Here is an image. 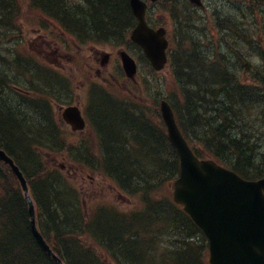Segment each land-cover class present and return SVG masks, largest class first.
I'll return each mask as SVG.
<instances>
[{
  "label": "trees",
  "instance_id": "16d2710c",
  "mask_svg": "<svg viewBox=\"0 0 264 264\" xmlns=\"http://www.w3.org/2000/svg\"><path fill=\"white\" fill-rule=\"evenodd\" d=\"M23 1L0 0V32L4 37L16 42L20 38L15 33L21 5L26 3L31 11L57 23L77 42L131 48L140 65L150 70L145 77L149 87H160L161 78L128 38L135 22L128 0ZM177 1L156 2L173 16V3ZM210 13L217 19L215 37L209 29L204 41L195 37V28L189 22H179L176 35L171 36L169 63L174 84L168 99L196 154L212 157L244 177H261L264 0H213ZM227 41L230 50L225 49ZM22 57L17 55L6 68L10 74L21 72L19 75L29 78L31 91L39 94L40 101L14 93L20 101L7 96L3 91L8 78L0 75V104L6 107L5 118H0V148L27 178L37 226L53 252L65 264H206L201 230L171 199L169 184L178 173V158L158 123L155 97L150 117L144 106L140 109L130 102L114 101L100 88L92 89L86 112L101 139V165L126 191L141 195L143 208L119 210L110 203L86 208L79 201L76 186L48 163L49 157L73 148L70 133L57 120L49 101L58 98L54 89L48 88L49 83L65 85L55 71L41 70L39 63L31 64L29 56ZM243 72L252 80H244ZM35 80L37 83H33ZM205 83L213 84L214 89H206ZM64 94H68V87ZM22 104L25 111L20 110ZM90 161L100 164L97 159ZM147 226L160 230L163 236L151 237L144 231ZM169 244L178 246L171 250ZM0 264H56L33 237L18 181L2 163Z\"/></svg>",
  "mask_w": 264,
  "mask_h": 264
},
{
  "label": "water",
  "instance_id": "95a60500",
  "mask_svg": "<svg viewBox=\"0 0 264 264\" xmlns=\"http://www.w3.org/2000/svg\"><path fill=\"white\" fill-rule=\"evenodd\" d=\"M129 4L137 20L130 37L141 46L152 66L160 69L166 60L165 32L146 25L144 2L129 0ZM120 57L127 75L133 76L134 61L123 51ZM161 111L180 160V175L173 184L174 200L184 205L207 235L210 264H264V179L244 181L212 160H199L182 138L165 102L161 103ZM62 115L73 129L82 127L76 107L66 108ZM0 160L9 165L21 184L34 237L57 264H63L36 228L34 208L21 172L2 150Z\"/></svg>",
  "mask_w": 264,
  "mask_h": 264
},
{
  "label": "rangeland",
  "instance_id": "374dc122",
  "mask_svg": "<svg viewBox=\"0 0 264 264\" xmlns=\"http://www.w3.org/2000/svg\"><path fill=\"white\" fill-rule=\"evenodd\" d=\"M22 1V0H20ZM173 4H176L175 8L179 11L178 19H180V23H183L189 19H191L194 14H192L194 8H190L186 0H178L177 2H174ZM155 10L153 11V14L164 21V25L171 26L173 21H170L168 18V8L162 7L159 5H154ZM161 8V9H160ZM164 8V9H163ZM160 9V10H159ZM159 11V12H158ZM20 22L18 27V35L20 38L17 39V42L10 41L7 42L5 45L6 49L9 51H13L14 53H17L16 51H24L20 53L22 56L29 58L33 61L31 64L35 65L37 62H39L40 66L43 67V65H47L49 68L54 70H59L63 74L66 73V76L68 78L72 79V87L75 90V93L77 95L76 99L80 104L84 103L86 94V80L91 81H97L101 82L102 79L100 77L95 76L94 69H90V63H87V66L83 64L82 62H78L77 58L75 56V49H70V46L67 47L65 44L66 42H70V37H68L66 34H63L61 30H58V26L53 24H46L42 25L40 24L43 21V16L36 15L35 12L30 10V7H28V4L22 3L21 5V11H20ZM196 14V13H195ZM199 15V14H196ZM208 13L206 12L205 15H201L203 19V24L205 26L208 25L207 17ZM160 16V17H159ZM43 18V19H42ZM191 21V20H190ZM194 23L198 24L197 21L194 20ZM58 27V28H57ZM212 37V36H211ZM24 38V39H23ZM71 46H73L71 44ZM88 49H92L97 51L99 53L103 52H111L112 56L113 53L116 52L117 49H120V47H115L111 44H96V45H89L87 47ZM81 53L83 56L87 57V54H85L86 48L81 49ZM54 51H56L54 53ZM18 54V53H17ZM90 55V54H89ZM89 60H92V57H89ZM41 70H43L41 68ZM110 71H114V64L111 63L109 66ZM139 74L137 77V85L138 83L144 87V79L146 76L149 75V70L145 67L144 69H138ZM68 71V72H67ZM114 73L117 74V71H114ZM159 77L164 80L165 82L168 81L169 76V70L168 67L163 69L159 73ZM0 75L5 78H10L14 76L13 74H10L9 69L0 70ZM82 85V82H84ZM115 81V80H114ZM114 81L109 80L107 83L108 88L113 91V93H118V96H128L129 94H132L128 88L126 82H124L122 79H120L119 83H115ZM30 82L29 78L27 79L25 76L20 77L15 75V78L11 79V87H18L21 89H29L30 88ZM33 83H37L35 80ZM132 89L135 90L136 95H140L139 91L134 87V83L129 85ZM167 85L163 87V91L167 90ZM74 94V92H72ZM23 109L25 111L24 104L21 105L20 110ZM56 111L59 113L61 109H56ZM67 132H71L70 128L67 126H63ZM67 127V128H66ZM73 137V138H72ZM78 139H85V146L89 147L92 152H95V147L92 146L94 142V138L91 133L88 131H85L83 133H79L76 138H74L73 134L70 133L69 139L71 141H76ZM77 144V143H76ZM43 153V152H42ZM91 154V153H90ZM60 157L57 159L55 165H58V168L62 170V173L67 172L70 175L69 181L73 184L76 179L78 181H75L77 191L79 193V201L81 202V195L79 191V187L83 189V196L85 198V205L87 208H89L91 205L96 203H112L113 205H117V208L119 210H126L130 209L131 207H136L137 205V199L136 197L132 198L128 195H125L120 190H118V187L107 177L104 172H107L104 168L101 169L100 167H88L84 166V164H87L86 162L80 160H75L72 153H66V154H59ZM62 164V166L60 165ZM15 165V164H14ZM66 176V175H65ZM74 177V178H73ZM72 178V179H71ZM80 180H83V184ZM90 182H89V181ZM91 191V192H90ZM90 192L89 194H87ZM86 196H89V200L87 201ZM164 238V237H163ZM164 240V239H163ZM178 244H169L167 246L168 249L176 248ZM106 264H112L110 261H107Z\"/></svg>",
  "mask_w": 264,
  "mask_h": 264
},
{
  "label": "bare ground",
  "instance_id": "6f19581e",
  "mask_svg": "<svg viewBox=\"0 0 264 264\" xmlns=\"http://www.w3.org/2000/svg\"><path fill=\"white\" fill-rule=\"evenodd\" d=\"M197 13H199V11H197ZM169 17H172V15L170 13H168ZM200 17H196V21L200 22V25L198 27V31H197V35L204 41L207 37V27L203 24V20ZM207 21L209 22V28H211L213 30V32L215 31L216 27H217V19L216 17L210 13L207 17ZM6 29V27H5ZM17 35V30L16 33ZM225 49L230 50L231 45L229 44V42L227 41V43H225ZM16 61V56L14 55L13 51H9L8 49H0V70H4L6 69V67L11 64L12 62ZM157 82H158V78H156ZM205 88L206 89H214V85L211 83H205ZM6 107L2 104H0V118L4 119V111H5ZM16 137H18L16 135ZM2 140H5L4 137H2ZM0 150L3 151V149L0 148ZM22 192V191H21ZM22 194H24V192H22ZM30 194V192H29ZM30 209H27L28 213H29ZM34 214L36 216V209L34 207ZM144 231L146 233H150V236L153 238H161L163 236V233L160 232V230L154 228V227H146L144 229Z\"/></svg>",
  "mask_w": 264,
  "mask_h": 264
},
{
  "label": "flooded vegetation",
  "instance_id": "af4514ba",
  "mask_svg": "<svg viewBox=\"0 0 264 264\" xmlns=\"http://www.w3.org/2000/svg\"><path fill=\"white\" fill-rule=\"evenodd\" d=\"M89 57H92V60H89ZM104 57H106V61H105V59H103ZM80 59L85 64L90 63V69H95L96 66H100V67L102 66L105 69L106 68V65H107V63H108V61L110 59V56L102 55V53H99L98 54L97 51H94L93 50V54L92 55L87 54V57L81 55L80 56ZM99 71L100 70L98 68L95 70V72H96L97 75H100V72Z\"/></svg>",
  "mask_w": 264,
  "mask_h": 264
}]
</instances>
